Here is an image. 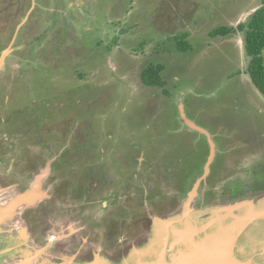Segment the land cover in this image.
I'll return each mask as SVG.
<instances>
[{
	"label": "rangeland",
	"instance_id": "374dc122",
	"mask_svg": "<svg viewBox=\"0 0 264 264\" xmlns=\"http://www.w3.org/2000/svg\"><path fill=\"white\" fill-rule=\"evenodd\" d=\"M263 1L0 0V188L19 194L42 173L44 199L20 202L12 222L27 223L31 248L54 255L49 232L66 223L69 250L86 240L113 254L181 208L211 150L184 117L216 145L193 208L264 193V96L245 32L211 35ZM149 64L163 86L143 84ZM4 233L0 264L20 244Z\"/></svg>",
	"mask_w": 264,
	"mask_h": 264
},
{
	"label": "water",
	"instance_id": "95a60500",
	"mask_svg": "<svg viewBox=\"0 0 264 264\" xmlns=\"http://www.w3.org/2000/svg\"><path fill=\"white\" fill-rule=\"evenodd\" d=\"M6 54L7 51L2 53L0 67ZM184 121L208 136L211 150L203 175L196 180L181 208L170 215L151 217L148 228L128 249L115 250L113 254L96 249L86 240L78 248L69 250L62 238L69 237L75 230L74 224L62 223V229L68 232L61 234L56 228L49 232L51 238L59 237L51 255L44 247L31 248L28 244L32 236L27 227L21 223L13 227L12 223L17 222L20 202L31 207L42 198L44 177L40 173L19 194H9L12 187L0 188V233L6 231L4 236H16L20 242L14 249L15 256L8 254L6 262L12 259L10 264H264V193L226 204L193 208L197 188L210 172L216 145L206 129L186 117ZM3 194L6 200L1 202ZM4 209L8 216L2 214ZM6 262L2 260L3 264Z\"/></svg>",
	"mask_w": 264,
	"mask_h": 264
},
{
	"label": "trees",
	"instance_id": "16d2710c",
	"mask_svg": "<svg viewBox=\"0 0 264 264\" xmlns=\"http://www.w3.org/2000/svg\"><path fill=\"white\" fill-rule=\"evenodd\" d=\"M239 30L245 32V49L250 58L247 71L255 87L264 96V1L246 22L238 23L235 27H217L211 31V35L227 36ZM183 45L185 46V43ZM184 46L181 48L184 49ZM162 70L161 65L149 64L145 66L140 73L143 84L163 86Z\"/></svg>",
	"mask_w": 264,
	"mask_h": 264
},
{
	"label": "flooded vegetation",
	"instance_id": "af4514ba",
	"mask_svg": "<svg viewBox=\"0 0 264 264\" xmlns=\"http://www.w3.org/2000/svg\"><path fill=\"white\" fill-rule=\"evenodd\" d=\"M17 98H20L19 96H17ZM18 100V99H17ZM34 180V179H33ZM44 199V197L41 199V200H39V201H42ZM33 206H35V205H33ZM33 206H31V207H33ZM37 207V206H36ZM46 219V218H45ZM17 220V219H16ZM49 221V223H51V221L50 220H48ZM26 224V227H27V223H25ZM56 226H58V227H56V230L59 232V233H66V232H68L69 230L68 229H62V226L60 225V224H56ZM75 232V230L73 231V232H71L70 234H69V236H73L72 234ZM74 241H76V240H74L73 238H72V240H71V242H74ZM120 242V241H119ZM74 249V248H73Z\"/></svg>",
	"mask_w": 264,
	"mask_h": 264
},
{
	"label": "bare ground",
	"instance_id": "6f19581e",
	"mask_svg": "<svg viewBox=\"0 0 264 264\" xmlns=\"http://www.w3.org/2000/svg\"><path fill=\"white\" fill-rule=\"evenodd\" d=\"M4 211H6V209L4 210ZM7 212V211H6ZM6 214V213H5Z\"/></svg>",
	"mask_w": 264,
	"mask_h": 264
},
{
	"label": "crops",
	"instance_id": "0c3cea01",
	"mask_svg": "<svg viewBox=\"0 0 264 264\" xmlns=\"http://www.w3.org/2000/svg\"><path fill=\"white\" fill-rule=\"evenodd\" d=\"M252 81V80H251Z\"/></svg>",
	"mask_w": 264,
	"mask_h": 264
}]
</instances>
